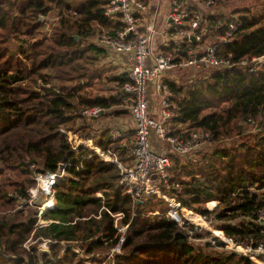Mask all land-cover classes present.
Masks as SVG:
<instances>
[{
  "label": "trees",
  "instance_id": "1",
  "mask_svg": "<svg viewBox=\"0 0 264 264\" xmlns=\"http://www.w3.org/2000/svg\"><path fill=\"white\" fill-rule=\"evenodd\" d=\"M201 1L216 7L222 0H212L211 5L209 0ZM103 2L0 0V264H26V257L29 264H37L39 258L43 264H87L67 244L80 242L87 255L104 249L107 242L108 248L113 247L120 236L116 218L128 227L122 252L114 254L113 264H256L226 249V243L209 232L204 234L205 241L195 244L188 234L195 229L191 223L185 229L163 215H147L158 206L161 212L168 209L161 199L152 196L132 208L130 196L119 184L118 168L84 145L73 148L61 131L71 130L94 145L112 148L124 163L132 159L128 143L109 140L105 131L93 135L92 119L81 114L83 108L95 105L105 114L127 97L121 87L128 75L114 66L108 67L98 92L86 89L93 78H99L93 68L107 51L93 39L122 27L118 18L103 15ZM50 14H54L52 21ZM234 17L240 27L230 41L218 43L217 55L231 61L263 55L264 0L258 6L235 8L228 15L206 12L209 25L218 21L222 25L216 31L211 28L210 37L223 34ZM169 51H174L175 60L188 57L185 44L170 43L160 52ZM165 81L172 90L174 111L164 123L167 135L188 137L209 131L211 141H220L240 133L248 119L264 126V65L256 71L241 65L213 68L181 84ZM255 136L234 147L200 154L199 150L192 158L167 152L171 180L180 185V191H170L176 201L206 220L212 213L204 205L218 201L215 228L242 247L253 248L264 245V223L257 218L264 211V132ZM31 163L41 172H63L54 185L58 207L44 214L54 222L36 229L35 210L26 205L15 209L16 198L4 194L26 197L35 185ZM98 191L103 199L96 196ZM30 235L53 240L49 253L54 261L46 253L38 258L33 246L23 247ZM199 236L203 235H191L201 240ZM61 243L66 247L58 256L54 249ZM99 263L90 259V264Z\"/></svg>",
  "mask_w": 264,
  "mask_h": 264
},
{
  "label": "built area",
  "instance_id": "2",
  "mask_svg": "<svg viewBox=\"0 0 264 264\" xmlns=\"http://www.w3.org/2000/svg\"><path fill=\"white\" fill-rule=\"evenodd\" d=\"M103 1V15L108 19L118 18L122 23V27L113 34L106 32L97 34L94 41L105 50L123 56L129 65L128 80L123 83L121 91L127 96L124 101H127L134 121V140L131 142L129 149L132 159L129 163H124L112 148H102L94 145L91 139L82 138L71 130L61 128V131L67 135V139L73 148L84 145L99 158L111 162L118 168L119 184L125 188V192L130 196L132 208L136 203L154 196L163 200L168 205V209L164 212L156 209L148 212L147 215H163L167 220L187 229V222L190 223L191 219L184 213V207L170 193L172 189L180 191L179 183L171 180L169 172L170 158L167 152L154 148L150 137L153 135L159 147L168 146L170 148L169 152L183 158H192L201 149L202 143L213 139V134L209 131H196L188 137L167 135L164 123L174 115V111L170 104L172 90L168 82L165 81V74L173 70H201L203 72L202 69L207 67L222 69L237 65L245 66L249 71H256L264 65V54L245 57L238 61H231L218 56V43L230 41L240 27V21L234 17V19L227 22L223 34L215 36L213 40L205 43V36L210 33L211 28L216 31L222 26L220 21L211 26L207 23L206 13L203 11L187 6L183 0H169L164 30L168 34L169 44H185L188 46V57L175 60L174 51L160 52L154 56L153 62L148 64L147 58L150 53L154 28L151 23L141 24L144 19L142 15L147 7L146 0ZM212 3V0L208 1V5ZM149 84L154 85L158 97L156 109L158 116L156 118L149 115L148 112ZM102 111L99 106L95 105L83 108L81 114L88 120L99 117ZM247 121L257 122L254 119H248ZM262 122L264 124V118ZM123 136L124 132L114 127L110 130L109 140L115 141L123 138ZM29 170L33 172L35 185L27 190L25 198H21L16 192H5L4 194L7 198H16L15 209L26 205L35 210L32 217L35 219L34 229H36L54 222L52 219L44 218V214L58 207L54 185L56 178L61 176L63 172H41L34 163L29 164ZM44 188H47V190ZM96 196L101 199L104 198L101 191H98ZM38 198L39 200H37ZM218 207L219 202L216 200L206 202L207 210L212 213L210 219L219 210ZM195 214L206 220L200 214ZM117 215L120 216V213ZM132 215H134V212ZM257 218L261 223H264V211H259ZM114 226L120 236L118 243L110 249L109 256L120 253L128 224H118L116 218ZM194 232L188 231L189 238ZM217 237L222 239L227 247L241 250L245 255L250 253L247 254V258L255 260L257 264H264V260L261 259V257H264V245H258L256 248L252 246L242 247L237 245L231 238L224 237L222 232ZM50 242H53L50 237L41 238L37 250L47 249ZM30 246L28 240L23 243V247L27 250Z\"/></svg>",
  "mask_w": 264,
  "mask_h": 264
},
{
  "label": "rangeland",
  "instance_id": "3",
  "mask_svg": "<svg viewBox=\"0 0 264 264\" xmlns=\"http://www.w3.org/2000/svg\"><path fill=\"white\" fill-rule=\"evenodd\" d=\"M262 1L263 0H222L220 2V4L218 6H216V7L215 6H213V7H206V10H204V12L205 13L208 12V11L209 12H213V13L214 12H219V13H224V14L228 15L230 13V11H232L235 8H241L243 6H252V7L258 6V5H260V3ZM48 18H49V21L54 20V14H50L48 16ZM214 38H215V36H213L211 38L210 35L208 34V35L205 36L204 42L206 43L209 40H213ZM91 40H92V38H91ZM96 66H97V68L94 67L93 69H97L95 75L96 76H99V78H93L91 80L90 85L88 87H86V89H88L87 91L94 92V93L95 92H98V88L100 87V84L101 83L104 84V81H105L104 80V77H105V75L108 74V70H107L108 67L109 66H115V65L114 64L107 65L106 63H102L100 65L99 62H98V64ZM210 69L211 68H209V67H207L205 69H202L203 72L201 70H199V71H188V70L177 71V75L179 77L178 78L179 80L178 79H177V81H175V80L172 81L170 79H168V80L171 81V82H176L178 84H181V83H183L185 81V79L201 76L203 73H206L207 71H210ZM116 71H117V69H116ZM108 113L109 114H105L102 117V120L104 121L105 124H102L103 123L102 122L99 125L98 128H94V127H97V125H94L93 126V123L91 121L90 124L92 126V134L95 133L96 131H100L99 134H97V135L93 134V135H95V136L98 137V135H100L101 132H104L105 131L110 136V130L114 129V126L112 127L113 124L111 126H108L107 123H109V122H107V121H109V120L112 121V119H114V117H112V115H111V114H113L112 112H108ZM100 118L101 117H99L98 120H100ZM76 123H77V126H79L80 121H77ZM94 129H98V130H94ZM237 131L238 130H236L235 133H238ZM263 132H264V126L261 123H258V122H255V123L248 122V124H245L244 125V128H243V130H241L240 133L233 134V136L229 137L228 139L227 138H224V139H222L220 141H218V140L208 141V142L205 141L201 145V149L199 151V154L202 153L201 151H206V150L210 151V150H213V149H216V148L217 149H220L222 147H229V146L234 147V146L238 145L240 142H242L244 140H248V139H253L254 137H256L255 135H258V134L263 133ZM36 204H37V202H36ZM204 207L206 208V204L204 205ZM219 208H220V205H219L218 209ZM156 209L157 210H160V207L158 206ZM150 212H152V211H150ZM186 212H188L187 209H185V212L184 213H186ZM150 216H152V215H150ZM202 219L206 222V225L205 226L199 225V224L195 223L192 220L189 221L190 223H192L195 226V229H194L195 232L194 233L195 234H198V235H203V236H199V237H202L201 240L200 239H197V238H192V237L189 238L195 244H197L196 241H202L203 242V241L206 240V238L204 237V234L205 233H208L209 232V233H212L214 236H216L215 233H214V231L217 230L215 228V226L217 224L216 221L213 218L212 219L209 218L207 220H205L204 218H202ZM237 221H241V220H237ZM124 235H126V231H125ZM41 238L42 237H39L37 239H34L30 235L28 241H29V243H30L31 246H33L35 249H37V247L39 246V243H40V239ZM217 238H219V237H217ZM208 240H210L212 242V244L214 243V240H212L211 237H208ZM50 243H53V242H50ZM50 243H48L47 249H45V250L48 251V253L51 251V247L49 246ZM107 243H104V247L106 246L104 249L102 248L100 250H96V252H94L95 254L92 253V254H89V255L83 254V252L80 249V247H81L80 246V242H77V241L76 242L75 241L74 242H71V243L67 244V247H69L70 249L72 248L73 251H75V252L78 251L76 253L80 255L81 259L86 260L87 261V264H90V259H98L99 262L101 261V263H99V264H113V256H109L110 249L112 247L111 248H108L107 245H106ZM199 243H201V242H199ZM68 245H70V246H68ZM237 245H239V244H237ZM195 246L198 247V245H195ZM30 247H29V249H30ZM65 247H66V243H61L54 250H57L58 256H61V254L63 253V250H64ZM225 248L228 249L229 251H235V252H237L239 254H242L245 257H248L247 254H250V253H246V255H245L241 250L233 249V248H230V247H227V246ZM121 252H122V250H120V253ZM47 255H48V258L50 257V260H53L54 261V259L51 258L52 256L50 255V253L47 254ZM26 259H27V257H26ZM261 259L264 260V257H261ZM251 261H253L254 263H256L255 260H251Z\"/></svg>",
  "mask_w": 264,
  "mask_h": 264
},
{
  "label": "crops",
  "instance_id": "4",
  "mask_svg": "<svg viewBox=\"0 0 264 264\" xmlns=\"http://www.w3.org/2000/svg\"><path fill=\"white\" fill-rule=\"evenodd\" d=\"M187 6H190L192 8H197L201 11L204 12L206 10V6L202 3L201 0H183ZM147 7L145 13L142 15L143 16V21L141 24H147L151 23V25L154 28V33L152 37V41L150 44V53L148 54L147 62L148 64L153 62V58L155 55L160 53L162 47H166L169 45V37L168 34L165 33V27H166V15L168 12L169 8V0H146ZM205 13V12H204ZM102 63H106L107 65L114 64L115 69H117L118 73H127L128 71V63L125 61V58L121 55L115 54L111 51H106L105 56L101 59L99 64L101 65ZM178 70H173V71H168L165 74L166 79H170L172 81H177L179 78L177 75ZM170 77V78H169ZM179 80V79H178ZM157 94L154 89L153 84H149L148 86V106H149V115L152 117H157ZM113 108V109H112ZM120 110V111H119ZM113 111H119L120 113H113L111 114L114 119L109 120L107 122L108 126L116 127L117 129H121L124 132L123 138H121L120 143L126 144L128 142L129 146L131 142L134 140V121L132 118V115L129 110V106L127 104V101H123V103L116 105L114 107H111L106 110L105 114H109L108 112H113ZM103 113V114H102ZM102 116H100V120H98L99 117L92 119L93 126L97 125L98 128L99 125L105 124L104 121L102 120V117L105 115L104 111L101 112ZM111 128V127H110ZM98 130V129H94ZM100 131H96L95 135L99 134ZM92 133V132H91ZM152 143H154V148L156 150H162L165 152H169L170 148L168 146H163L159 147L157 141L154 140L153 135L150 137ZM127 141V142H126Z\"/></svg>",
  "mask_w": 264,
  "mask_h": 264
},
{
  "label": "bare ground",
  "instance_id": "5",
  "mask_svg": "<svg viewBox=\"0 0 264 264\" xmlns=\"http://www.w3.org/2000/svg\"><path fill=\"white\" fill-rule=\"evenodd\" d=\"M44 189L47 190V188ZM183 211L185 212V208H183ZM185 214L195 223L200 224L202 226L206 225V222L199 218L194 212L188 210V212H186Z\"/></svg>",
  "mask_w": 264,
  "mask_h": 264
},
{
  "label": "water",
  "instance_id": "6",
  "mask_svg": "<svg viewBox=\"0 0 264 264\" xmlns=\"http://www.w3.org/2000/svg\"><path fill=\"white\" fill-rule=\"evenodd\" d=\"M74 38L76 39L77 37L74 36ZM61 168H62V166H59V169H61ZM37 200H39V198ZM214 233H215L216 236L221 235V232L219 230H215ZM40 253H47V254H49L47 250L40 249L37 252L38 258H39ZM49 259H50V257H49ZM25 261H26V264H29V262H28L27 259ZM51 261H53V260H51ZM37 264H43L40 258L38 259V263Z\"/></svg>",
  "mask_w": 264,
  "mask_h": 264
}]
</instances>
